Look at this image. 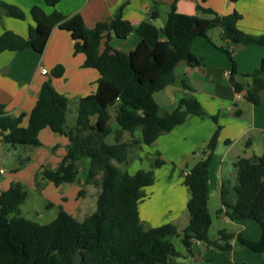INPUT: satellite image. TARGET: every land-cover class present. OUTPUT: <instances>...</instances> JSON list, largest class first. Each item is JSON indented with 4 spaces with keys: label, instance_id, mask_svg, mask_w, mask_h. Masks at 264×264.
I'll return each instance as SVG.
<instances>
[{
    "label": "trees",
    "instance_id": "16d2710c",
    "mask_svg": "<svg viewBox=\"0 0 264 264\" xmlns=\"http://www.w3.org/2000/svg\"><path fill=\"white\" fill-rule=\"evenodd\" d=\"M176 1L170 5L161 29L150 22L133 27L121 18V9L117 17L88 29L79 14L65 18L55 10L60 0H44L51 12L38 6L29 10L33 25L28 29L27 38L11 31L0 35V53L29 49L42 54L51 32L59 28L69 34L74 52L83 55L82 67L99 74L95 92L79 98L72 127L67 125L69 100L51 85V79L63 77L62 65L47 71L49 78L42 83L35 105L28 113L8 114L0 104V148L2 145L39 147L38 135L48 129L66 137L69 144L57 167L43 168L38 175L55 187L71 184L79 173L77 163L87 160L88 176L98 189L96 210L83 221L61 208L54 220L42 225L20 215L27 193L22 183L11 182L6 191L0 192V264H72L76 253L82 256L81 264H170V258L178 256L170 241L178 235L174 225L145 228L139 218L138 205L145 197V189L153 185L154 170L164 162L157 158L149 170L130 175L126 170L129 151L134 147L139 149L138 145H152L158 137L183 124L189 115L206 116L200 103L187 93L191 89L184 80L182 89L186 92L172 111L161 112L153 96L174 83L178 64L184 63L189 68L200 65L190 45L195 38L209 40L207 34L212 29L220 30L224 46L217 49L231 62L230 82L234 91L249 104L259 105L264 91V59L257 70L244 76L249 82L238 85L233 80L236 73L233 48L237 45L264 47V34L255 36L241 31L238 28L241 16L235 11L219 16L197 5V11L208 16L201 18L178 13ZM238 1L228 0L231 4ZM1 11L16 20L25 19L21 9L2 1ZM132 32L139 36L134 50L112 51L108 45L112 34L123 39ZM103 40L105 48L100 52ZM115 106V123L119 129L113 131L109 126V109ZM240 114L234 112L235 116ZM211 119L216 129L201 151L200 159L183 176L182 183L188 192L189 221L182 230L181 242L188 253L192 242L230 251V241L235 240L255 254H264V153L258 158H237L232 163L234 184L223 181L219 188L225 216L232 222L253 221L259 228V240L253 242L223 230L219 231L217 240L209 237L212 223L207 208L209 164L220 131L217 117ZM137 130L139 140L134 139ZM124 133L131 136L129 142L122 141ZM110 135L113 142L107 143ZM11 214L16 216L9 218Z\"/></svg>",
    "mask_w": 264,
    "mask_h": 264
},
{
    "label": "crops",
    "instance_id": "0c3cea01",
    "mask_svg": "<svg viewBox=\"0 0 264 264\" xmlns=\"http://www.w3.org/2000/svg\"><path fill=\"white\" fill-rule=\"evenodd\" d=\"M0 1L18 7L25 14L24 20H16L6 17L1 11L0 35L4 31H11L27 38L28 29L33 25L29 10L38 6L47 12H51L45 7L44 0ZM173 2L175 0H60L55 10L65 18L79 14L88 29L94 28L100 22H106L110 18L117 17L119 9H121V18L128 21L133 27L142 22H150L157 29H161ZM197 5L204 9H210L219 16H226L235 11L241 16L238 22V28L241 31L255 36L264 34V0H239L234 4L229 3L228 0H206L204 3H201V0H178L175 8L180 14L207 18L208 16L197 11ZM153 14L155 17L152 16ZM211 32L215 33V38L210 37ZM207 37L209 40L200 37L195 38L190 45V51L200 60V65L189 68L184 63L178 64L175 69L174 83L153 96L161 112L172 111L178 99L186 92L182 89V81L184 80L191 89L187 93L200 103L206 116L189 115L183 124L158 137L152 145H138L139 149L134 147L129 151L133 157L132 161H129L132 165V171H130L131 168L127 170L130 175H134L138 170H149L150 168H146V166L151 167L157 158L164 162L161 168L154 170L155 181L153 185L147 187L149 189L156 186L157 178H162L160 173L168 174L163 177L164 182L167 183L168 191L161 200L170 205L169 208H163L162 213L167 212L168 209L171 213L173 209V214L178 215L182 212L180 204L183 203L186 206L188 198L186 197L187 192H185L187 190L182 183L183 176L188 174L189 169L200 159L201 151L216 129V124L211 117H217V125L220 126V131L217 147L209 164V191L215 189L219 194L221 183L226 181L224 178L226 174L230 175L229 181L234 182L235 171L232 163L237 158H258L264 153V91L259 105H251L243 98L236 99L234 97L235 91L230 82L231 62L223 52L217 49L220 47V43L216 41L219 39L220 42V30H210ZM138 43L139 36L135 32L123 39L111 36L108 41L112 51L122 53H129L134 50ZM73 44L74 42L67 32L54 28L42 54H37L29 49L22 52L5 51L0 53V104L5 106L8 114L28 113L33 108L42 83L49 78L48 74H41L42 67L47 71L56 65L64 67L63 77L51 79V85L57 93L66 96L68 100L78 103L79 98L95 92L99 74L93 69L82 67L84 57L82 54L74 52ZM104 46L105 40L99 47L100 52L104 50ZM233 59L236 68L233 80L238 85L244 86L249 82L244 76L257 70L264 59V47L237 45L233 48ZM11 62L14 64H10ZM23 78L26 81H23ZM116 108L117 106L109 109L110 120L114 122ZM234 112L241 114L235 116ZM109 126L113 131L119 129L116 123L113 126L109 124ZM48 131V129L41 131L38 138L39 141L42 140V137L56 140L57 143H52L49 148L51 158L48 164H52L50 166L53 168L57 167L65 155L69 141L66 137L58 134L56 135L59 138H56L57 136H52L49 134L51 131ZM134 139L139 140V138ZM130 140L131 136L124 133L122 141L129 142ZM144 158L148 162H145ZM77 167L79 173L74 182H81L85 187H89V196H93L98 192V189L94 187L88 176V161H79ZM0 171H2L0 175L5 177L0 180V192H3L8 189L11 182L32 184L36 168L31 169L30 172L26 171V174H22L21 177H18L19 174L16 173L7 177L6 172ZM91 187H94L95 193L92 192ZM85 194L86 191L82 188L67 190L60 197L61 208L77 220L81 204L84 203ZM179 197L183 199L177 202L176 199ZM144 198L146 199V195ZM140 203L138 211L142 225L145 228H154L147 227V222L156 224L164 217H161L159 212L155 215L156 213L151 212L148 205L141 207ZM176 209L178 212L175 213ZM172 220H177V216L172 217ZM236 223L242 225L243 221ZM200 244L192 242L189 256L195 261L206 259L204 250L199 247ZM231 246L230 251L233 250V244ZM254 263L264 264V256Z\"/></svg>",
    "mask_w": 264,
    "mask_h": 264
},
{
    "label": "rangeland",
    "instance_id": "374dc122",
    "mask_svg": "<svg viewBox=\"0 0 264 264\" xmlns=\"http://www.w3.org/2000/svg\"><path fill=\"white\" fill-rule=\"evenodd\" d=\"M6 16V15H5ZM7 17V16H6ZM1 24V23H0ZM2 24L0 25V27ZM213 30V29H212ZM217 32V31H214ZM211 32L210 37L215 38V33ZM218 43H220V46H224V42L220 39L216 40ZM14 64V62H11L10 64ZM17 67V66H15ZM14 75V74H13ZM48 78V77H47ZM23 81H26L25 78H23ZM76 109H77V102L73 100H69L68 103V112H67V125L72 127L75 124L76 119ZM169 112V111H165ZM114 121L110 120L109 124L111 126L114 125ZM50 132V131H48ZM52 136H57L56 138H59L58 135L49 133ZM46 137H42V140H40L41 146L39 147H31V146H21L16 145L14 147H11L9 145H2L0 148V170H3L6 172V176H12L13 174H19L18 177H21L22 174L25 175L26 171L30 172L31 169L36 168V173H34V180L31 183H25L23 184L25 191L27 193V198L25 202L20 206V215L25 217L26 219L35 221L39 224H48L52 220L55 219L58 212L61 209V203H60V197L62 194L66 193L67 190H71L72 188H82L85 189L86 194L84 198V203L81 204L80 213L77 216L78 221H83V219L91 215L95 212V198L96 194L93 196H89L90 188L85 187L84 185L80 183L74 182L73 184H63L59 188H55L53 184L48 182L45 179H42L39 174V172L45 168V169H55L56 167H51L48 164L49 159L51 158V154L49 151L50 145L54 143L56 140L51 139H45ZM134 138L140 139V131L137 130L134 133ZM107 143H112V136H108L106 138ZM57 143V142H55ZM133 157H131V152L128 155V160L131 162ZM145 162H148L146 158H144ZM139 163V161H138ZM41 164V165H39ZM131 164H128V167L126 170L131 168ZM81 167L83 165L81 164ZM146 168H150V166H146ZM132 171V168L130 169ZM162 178H157L156 186L154 188L145 189V195L146 199L143 198L140 203L141 207L144 205H148L151 212L160 213L161 217H164L163 219L159 220L156 224L154 222H147V227H159L163 224L170 223L174 225L177 229L178 235L174 236L170 239L171 243L174 246L175 251L178 253V256L175 258H170L171 262L170 264H176V263H188V264H257L254 263L257 260H259L261 257L263 258L264 254H255L248 249H245L242 247L237 241H232L231 244H233V250L232 251H220L214 248H207L206 245L200 244L199 247L204 250L205 253V260L203 261H195L192 258H190L189 253L187 252V249L181 242V235L182 230L188 225L189 221V215L186 209L185 204L181 203L182 212H180L178 215L173 214L174 210L172 209L171 213L169 212L170 209H168L167 212L162 213L163 208H169L168 202H162V198L164 197L166 191H168V188L166 187L165 179L163 178L164 175L166 177V173H160ZM38 175V176H37ZM5 177L0 175V180L4 179ZM224 178L226 181L230 180V175L226 174L224 175ZM230 182V181H229ZM231 183V182H230ZM234 182L231 183L233 185ZM95 187V186H94ZM94 187L92 188V192L95 193ZM96 188V187H95ZM176 190V189H175ZM187 190V189H186ZM177 192V191H175ZM187 192V191H185ZM186 197L188 198V192L186 193ZM145 199V200H144ZM183 198L179 197L176 199L178 202L179 200H182ZM140 201V202H141ZM176 202V203H177ZM168 203V204H167ZM232 203V201H230ZM177 205V204H175ZM174 205V207H175ZM160 206V207H159ZM208 212L211 217V227L209 230V237L213 240H217L219 238V231H226L228 233H235L240 234V236L244 239L257 242L259 240L260 232L259 228L255 225L253 221H243L241 223L242 225H239L238 223H234L230 221L224 213V209L220 202V197L215 189H211L209 191L208 196ZM222 210V212H220ZM178 212L177 209L175 213ZM158 213V214H159ZM16 215L11 214L9 218H12ZM177 220H172V217H176ZM174 219V218H173ZM236 242V244H235Z\"/></svg>",
    "mask_w": 264,
    "mask_h": 264
},
{
    "label": "water",
    "instance_id": "95a60500",
    "mask_svg": "<svg viewBox=\"0 0 264 264\" xmlns=\"http://www.w3.org/2000/svg\"><path fill=\"white\" fill-rule=\"evenodd\" d=\"M112 36L115 37V34H112ZM81 261H82V256L79 253H76L72 260V264H81Z\"/></svg>",
    "mask_w": 264,
    "mask_h": 264
},
{
    "label": "built area",
    "instance_id": "2783aa9c",
    "mask_svg": "<svg viewBox=\"0 0 264 264\" xmlns=\"http://www.w3.org/2000/svg\"><path fill=\"white\" fill-rule=\"evenodd\" d=\"M40 72H41L42 75H47L48 74L47 70L45 68H43V67L41 68ZM234 97L236 99H242V95L240 93H237V92L234 93ZM0 173H2V171H0Z\"/></svg>",
    "mask_w": 264,
    "mask_h": 264
}]
</instances>
